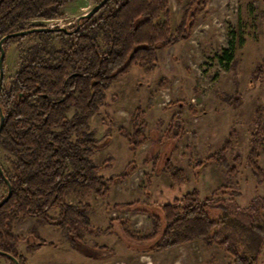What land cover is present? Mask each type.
Returning <instances> with one entry per match:
<instances>
[{
	"label": "rangeland",
	"instance_id": "374dc122",
	"mask_svg": "<svg viewBox=\"0 0 264 264\" xmlns=\"http://www.w3.org/2000/svg\"><path fill=\"white\" fill-rule=\"evenodd\" d=\"M191 2L168 0L172 31L182 17L183 5L191 6ZM94 4L93 0H74L60 14L32 19L25 27L70 28ZM191 8L196 13L188 37L158 48L152 69L132 63L111 81L89 119L97 140L91 159L100 169L98 174L111 182L106 195L90 194L83 200L91 206L86 213L88 224L79 223V228L67 231L44 219H23L14 227L23 264L231 262L230 254L216 242L199 239L170 249L143 248L159 234L161 223L154 232L150 213L140 206L161 211L165 203L186 193L196 191L207 197L226 186L218 204L240 214L251 200L264 197V0H206ZM10 39L4 49L6 81L17 69L21 53L38 42L39 35L32 32ZM49 40L61 44L56 36ZM225 53L231 60L223 59ZM235 98L239 102L233 104ZM137 108L142 112L145 140L134 151L124 132L131 133ZM259 114L255 145L251 134ZM254 146L261 181L247 163ZM216 152L228 168L211 161ZM0 163L10 172V154L2 146ZM176 170L183 181L172 179ZM4 191L0 188V196ZM66 200L77 203L73 197ZM218 212L210 209L213 216ZM46 214L57 219L59 210L52 207ZM0 264L12 263L0 253ZM257 264H264V245Z\"/></svg>",
	"mask_w": 264,
	"mask_h": 264
},
{
	"label": "trees",
	"instance_id": "16d2710c",
	"mask_svg": "<svg viewBox=\"0 0 264 264\" xmlns=\"http://www.w3.org/2000/svg\"><path fill=\"white\" fill-rule=\"evenodd\" d=\"M72 1L0 0V39L21 30L45 27L25 26L32 19L60 14L62 7ZM205 2L192 0L191 6H202ZM191 6L183 5L184 12L173 31L168 0H107L91 17L80 18L66 28L69 32L47 27L33 32L39 35L38 42L24 49L17 69L9 81L3 78L0 90L4 116L0 146L9 152L11 164L8 172L0 163L3 175L11 184V195L0 206V253L12 264L15 263L10 256L19 264L24 263L23 255L17 252L18 237L14 231L23 219H44L67 231L79 228V223L88 224L86 213L91 206L83 200L90 194L106 195L111 182V178L98 174L100 169L91 159L97 140L89 119L97 112L111 81L132 63L152 69L158 48L188 37L196 13ZM14 36L17 35L3 41L4 49ZM53 36L59 38L60 46L50 42ZM135 46L138 48L128 64L117 71ZM223 59L231 60V56L225 53ZM237 102V98L232 101ZM141 114L139 108L133 113L131 133L123 129L134 151L145 140ZM254 118L251 144L257 145L261 116ZM226 142L230 143V138ZM256 154L254 146L247 163L261 181L263 174L257 166ZM211 156V161L228 168L218 152ZM167 157L163 159L167 161ZM172 179L183 181L181 172L176 170ZM225 187L215 189L207 197L199 196L196 191L186 193L165 203L161 211L140 206L139 209L150 213L154 232L161 223L159 234L143 248L170 249L199 239L216 242L230 254L229 264H257L264 245V197L254 198L236 214L218 204V197L226 193ZM0 188L5 189L1 201L7 194L1 173ZM68 196L77 203L69 204ZM52 207L59 210L57 219L46 214ZM210 209L219 212L213 216Z\"/></svg>",
	"mask_w": 264,
	"mask_h": 264
},
{
	"label": "water",
	"instance_id": "95a60500",
	"mask_svg": "<svg viewBox=\"0 0 264 264\" xmlns=\"http://www.w3.org/2000/svg\"><path fill=\"white\" fill-rule=\"evenodd\" d=\"M107 0H100L99 2L95 3L86 13L80 15L77 17V20H79L80 18H83V17H86V18H89L91 17L94 13H96L100 7L106 2ZM47 28H50V27H47ZM45 27H34V28H29V29H25V30H21V31H18V32H14V33H10V34H7L5 36H3L1 39H0V90L2 88V82H3V78H4V69H3V58H4V54H5V51H4V48L2 46L3 44V41L10 37V36H13V35H24V34H27V33H32V32H35V31H43L45 29H47ZM57 29H63L65 31H68L66 28H63V27H56ZM138 48V46H135L129 53L126 61H125V64L123 66H121L117 71L121 70L126 64H128V62L130 61L134 51ZM3 120H4V116H3V112H2V109L0 107V129H1V126L3 124ZM0 173L2 174L3 178L6 180V184H7V194L5 195V197L0 201V206L10 197L11 195V184L10 182L7 180V178L3 175V172H2V169H1V166H0ZM11 259L14 261L15 264H19L18 261L10 256Z\"/></svg>",
	"mask_w": 264,
	"mask_h": 264
},
{
	"label": "flooded vegetation",
	"instance_id": "af4514ba",
	"mask_svg": "<svg viewBox=\"0 0 264 264\" xmlns=\"http://www.w3.org/2000/svg\"><path fill=\"white\" fill-rule=\"evenodd\" d=\"M76 21H77V19H76ZM75 24H76V22H75Z\"/></svg>",
	"mask_w": 264,
	"mask_h": 264
},
{
	"label": "built area",
	"instance_id": "2783aa9c",
	"mask_svg": "<svg viewBox=\"0 0 264 264\" xmlns=\"http://www.w3.org/2000/svg\"><path fill=\"white\" fill-rule=\"evenodd\" d=\"M51 26H53V25H51Z\"/></svg>",
	"mask_w": 264,
	"mask_h": 264
}]
</instances>
